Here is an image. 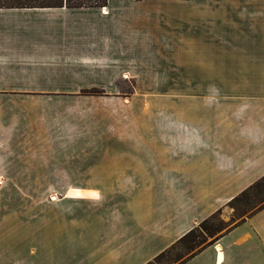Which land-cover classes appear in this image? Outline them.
Listing matches in <instances>:
<instances>
[{
    "label": "crops",
    "instance_id": "crops-1",
    "mask_svg": "<svg viewBox=\"0 0 264 264\" xmlns=\"http://www.w3.org/2000/svg\"><path fill=\"white\" fill-rule=\"evenodd\" d=\"M167 56L175 68L185 58L182 94L108 127L103 168L58 167L27 188L32 151L94 145L79 125L98 111L49 100L129 85L134 99L164 84ZM70 151L52 160L75 161ZM263 180L264 0L0 9V264H155L217 212L232 218L230 202ZM180 264H264V204Z\"/></svg>",
    "mask_w": 264,
    "mask_h": 264
},
{
    "label": "rangeland",
    "instance_id": "rangeland-1",
    "mask_svg": "<svg viewBox=\"0 0 264 264\" xmlns=\"http://www.w3.org/2000/svg\"><path fill=\"white\" fill-rule=\"evenodd\" d=\"M184 42V41H180ZM168 60L163 58V68L161 71V86H144L143 91L139 92L135 95L134 99H126L130 98V93L132 92V87L125 86L124 90L121 89L120 93L117 94H107L104 95V92L98 89L91 90H83L81 91V95L78 98L74 99H61L49 100V103L55 106V104H67L69 106H78V107H87L94 108L98 111L96 114V118H99V123H94L93 126L86 124L79 125L80 128H83L85 125L86 129H94V145L92 148L81 146L78 147V150L70 151L68 145H63L62 150L59 151L56 145H48L51 147L52 151L48 152V150L44 151V156L46 158L47 155H50V159L40 160V154L37 152H31L33 158L32 161L34 163V156L37 157V164L39 165L38 169L28 170V174L26 177L27 188L37 187V184L49 185L51 184L50 173L53 172L55 168H67V169H85V170H94L98 169L102 166L101 162H96L100 157L104 154V137L105 130L108 127H113L117 125L119 122L123 124L125 121L129 119H133L134 117H129L128 115H134V110H141L145 112H149L153 107L157 109V100H162V98L157 97L158 95H168V94H177L180 95L179 91H183V88H174L172 85L173 82L184 79L185 73L184 69L186 68V61L184 56H178L177 68L173 67V64ZM174 63V62H173ZM141 94V95H140ZM161 105V104H160ZM165 105V104H163ZM126 115V116H125ZM47 126H49L48 123ZM42 125V124H41ZM43 126V125H42ZM64 126V124L62 125ZM61 127V125H60ZM75 125L71 124L70 128H74ZM44 128V127H43ZM63 129H69L67 127H61ZM49 128L46 129V131ZM114 134H117L114 132ZM33 145L30 143V146ZM41 145L34 144V147L38 148ZM35 150V149H34ZM70 151V155H75V161H64L62 158L60 160H52V158L56 155L63 156L64 153H68ZM86 150V152H85ZM91 154V158H85L83 155ZM94 158V159H93ZM103 158V157H102ZM91 160V161H90ZM29 189L25 192L26 198L32 199H50V193L44 191H32ZM264 204V180L256 185L253 189H251L248 193H246L242 198H240L237 202H234L231 207L234 209L233 217H228L226 220L223 219V214H219L210 218L207 222V227H211V231L205 234L201 229L200 225L195 229V242L191 243L190 239L175 245L172 249H169L164 255H162L158 260H156L155 264H179L181 261L188 259L194 252L198 251L201 247H205L208 244H212L215 242L216 238L226 229L237 223L241 218L249 215L251 212L256 210V208L261 207ZM205 225V226H206ZM220 226V227H219ZM216 227L220 228V231H215Z\"/></svg>",
    "mask_w": 264,
    "mask_h": 264
},
{
    "label": "trees",
    "instance_id": "trees-1",
    "mask_svg": "<svg viewBox=\"0 0 264 264\" xmlns=\"http://www.w3.org/2000/svg\"><path fill=\"white\" fill-rule=\"evenodd\" d=\"M107 4V0H0V9H48V8H99L103 7ZM259 184V183H258ZM256 184V185H258ZM256 187V186H255ZM250 190L240 193L237 197H235L231 202L230 206L237 202L240 198H242L246 193ZM218 215V212L212 217ZM211 217V218H212ZM209 220L203 221L200 224V229L206 234L211 231V227H207V222ZM206 225V226H205ZM220 227V226H219ZM216 227L215 231H220V228ZM196 229V228H195ZM195 229L191 230L188 234L182 237L177 244H180L188 239H190L191 243L195 242ZM204 247V246H203ZM203 247H201L198 251H200ZM198 251L194 252L190 257L194 256ZM182 263V261L180 262ZM179 263V264H180Z\"/></svg>",
    "mask_w": 264,
    "mask_h": 264
}]
</instances>
